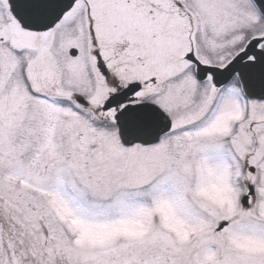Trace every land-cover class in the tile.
<instances>
[{
	"label": "snow or ice",
	"instance_id": "1",
	"mask_svg": "<svg viewBox=\"0 0 264 264\" xmlns=\"http://www.w3.org/2000/svg\"><path fill=\"white\" fill-rule=\"evenodd\" d=\"M0 264H264V0H0Z\"/></svg>",
	"mask_w": 264,
	"mask_h": 264
}]
</instances>
